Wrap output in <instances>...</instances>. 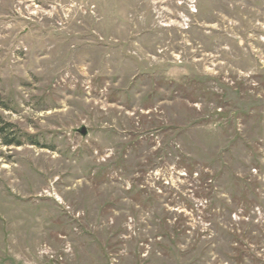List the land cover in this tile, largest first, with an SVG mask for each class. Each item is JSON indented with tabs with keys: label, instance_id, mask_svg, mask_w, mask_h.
<instances>
[{
	"label": "rangeland",
	"instance_id": "rangeland-1",
	"mask_svg": "<svg viewBox=\"0 0 264 264\" xmlns=\"http://www.w3.org/2000/svg\"><path fill=\"white\" fill-rule=\"evenodd\" d=\"M0 264H264V0H0Z\"/></svg>",
	"mask_w": 264,
	"mask_h": 264
},
{
	"label": "water",
	"instance_id": "water-1",
	"mask_svg": "<svg viewBox=\"0 0 264 264\" xmlns=\"http://www.w3.org/2000/svg\"><path fill=\"white\" fill-rule=\"evenodd\" d=\"M78 134L82 137H84L86 135V130L84 127L80 128L79 130H77Z\"/></svg>",
	"mask_w": 264,
	"mask_h": 264
}]
</instances>
